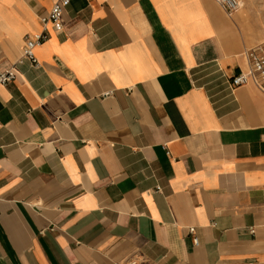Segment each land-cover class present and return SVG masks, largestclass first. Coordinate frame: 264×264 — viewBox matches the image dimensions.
Masks as SVG:
<instances>
[{"label":"crops","instance_id":"obj_1","mask_svg":"<svg viewBox=\"0 0 264 264\" xmlns=\"http://www.w3.org/2000/svg\"><path fill=\"white\" fill-rule=\"evenodd\" d=\"M0 0V264H264V94L216 0ZM159 188V189H157Z\"/></svg>","mask_w":264,"mask_h":264},{"label":"built area","instance_id":"obj_2","mask_svg":"<svg viewBox=\"0 0 264 264\" xmlns=\"http://www.w3.org/2000/svg\"><path fill=\"white\" fill-rule=\"evenodd\" d=\"M68 0L56 1L50 10L40 17V21L43 25V29L39 33L25 36L23 56L20 59L26 58L32 63H36L34 55V49L36 46L44 43L49 38V29L47 25L60 31L63 28L62 24V10L63 4ZM218 4L228 13L232 14L237 11L240 6V0H216ZM244 57L247 62L245 69H241L240 72L232 78V84L235 86H241L244 84H254L260 92L264 94V44L256 45L245 51ZM17 77V71L15 68L0 70V85H6L13 82ZM159 189V188H157Z\"/></svg>","mask_w":264,"mask_h":264},{"label":"rangeland","instance_id":"obj_3","mask_svg":"<svg viewBox=\"0 0 264 264\" xmlns=\"http://www.w3.org/2000/svg\"><path fill=\"white\" fill-rule=\"evenodd\" d=\"M242 15L239 30L253 41V47L264 44V0H240Z\"/></svg>","mask_w":264,"mask_h":264}]
</instances>
